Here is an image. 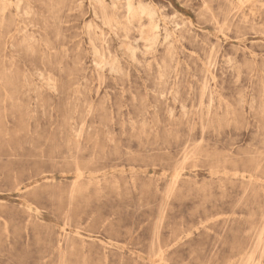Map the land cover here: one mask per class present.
I'll return each instance as SVG.
<instances>
[{
	"label": "rangeland",
	"instance_id": "374dc122",
	"mask_svg": "<svg viewBox=\"0 0 264 264\" xmlns=\"http://www.w3.org/2000/svg\"><path fill=\"white\" fill-rule=\"evenodd\" d=\"M159 263L264 264V0H0V264Z\"/></svg>",
	"mask_w": 264,
	"mask_h": 264
},
{
	"label": "bare ground",
	"instance_id": "6f19581e",
	"mask_svg": "<svg viewBox=\"0 0 264 264\" xmlns=\"http://www.w3.org/2000/svg\"><path fill=\"white\" fill-rule=\"evenodd\" d=\"M182 173V172H181ZM81 175V174H80ZM160 264V263H159Z\"/></svg>",
	"mask_w": 264,
	"mask_h": 264
}]
</instances>
